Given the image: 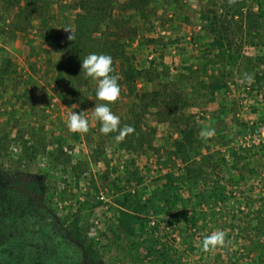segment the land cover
I'll return each instance as SVG.
<instances>
[{
  "label": "trees",
  "instance_id": "trees-1",
  "mask_svg": "<svg viewBox=\"0 0 264 264\" xmlns=\"http://www.w3.org/2000/svg\"><path fill=\"white\" fill-rule=\"evenodd\" d=\"M192 1L69 0L62 5L63 0H0L1 43L18 32L36 30L41 55L31 48L27 61L32 58L37 64L42 56L41 66L51 72L68 103L84 108L90 97L96 99L95 82L81 73V59L91 53L111 56L119 97L128 101L120 127L130 126L133 132L121 141L114 139L118 132L101 133L128 157L116 176H105L103 192L112 202L98 220L102 230L89 220L106 204L96 176L87 170V162L72 163L73 146L63 133L54 136L48 130L53 136L37 137L35 132L28 139L36 142L27 145L29 140L18 132V156L9 153L6 137L0 142V173L30 170L24 161L41 157L45 169L35 174L42 179L51 214L79 247L82 264H102L107 253L123 264H201L206 255H213L211 264H264V204L253 207L259 200L253 196L257 188L263 187L259 196L264 198V144L249 148L241 144L247 134L264 127V0ZM57 3L72 10L73 18L55 22L52 12ZM186 8L194 9L199 21L196 35L186 42L192 55L180 58L179 65H168L173 46L185 47L167 29L189 20L184 18ZM66 28L73 31L72 40ZM244 44L260 49L246 54ZM132 47L142 58L130 54ZM239 67L257 92L255 106H249L256 121L242 122L238 101L228 93L232 72ZM15 72L10 53L0 48V96L10 87L20 110H35L33 79L13 80ZM5 75L11 85L5 84ZM21 84L25 88L19 92ZM149 121L166 125L172 133L160 147L154 144L157 130ZM207 131L213 135H204ZM71 135L81 140L80 134ZM103 138L91 151L95 164L102 156L109 162ZM149 154L155 164L136 163ZM13 164L17 167H10ZM88 174L93 177L88 188L95 191V202L89 196L81 202L77 195ZM52 176L59 189H50L47 181ZM56 195L71 198L76 211L59 212ZM218 230L225 233L226 244L205 252L204 237Z\"/></svg>",
  "mask_w": 264,
  "mask_h": 264
},
{
  "label": "rangeland",
  "instance_id": "rangeland-1",
  "mask_svg": "<svg viewBox=\"0 0 264 264\" xmlns=\"http://www.w3.org/2000/svg\"><path fill=\"white\" fill-rule=\"evenodd\" d=\"M197 1L198 0H194L192 3L196 4ZM66 2H69V0H63L61 4L63 5ZM185 10L184 18L187 17L189 20H186L181 24L175 23L174 27L167 29L168 34H170L172 38H178L180 44L178 45L185 47L184 49L176 50V47L173 46L174 49L171 51V57L168 56L166 60L168 65L171 64L170 62H175L176 65H179L178 63L180 58L182 59L183 56H188V58H190V55H192L190 54L192 52V47L186 42L190 41L192 35H196L199 21L194 13V9L192 10L191 8H186ZM52 14L55 22H60L67 18L72 19L74 12L72 10H63L61 5L57 3L54 6ZM31 40L32 42H29ZM41 45L42 43L37 36L36 30L31 31L29 34L18 32L15 34L14 38L7 39L6 42L4 41L2 43L0 41V48H5V50L10 53L11 59L15 64L16 72L12 73L14 76L13 80H19L20 78L25 80L29 78L33 79V96L36 103L35 110L33 109L31 111L29 107H25L20 110L19 104L11 97L10 87H8L5 93L1 94L0 142H3V137H6L8 141H10L9 153L13 156H18L21 153V143L20 141H17L18 132H23L24 138L29 140V142L27 141V145H30L32 141L36 142L34 139H28L33 137L35 132L37 133V137H42L45 134L49 136L48 130L52 131L53 134L54 132L57 134V131L63 133L64 136L69 139L68 141L71 142L70 145L73 146V150L69 151L72 163L76 164L79 161L87 162L89 165L87 170L91 172L92 176H96L97 185L102 190H100V192L105 197L103 198V195L100 194L102 201L106 202V204L105 206L101 205L99 208H96L93 214L89 217L90 221H95L97 225L96 230H102L104 225L99 223L98 220L103 219L102 214H104L106 212L105 210H107V203L112 202V199L106 197L103 192V187L106 186L105 176L106 174H109L110 178L116 176L119 166L123 165L128 157L127 155L116 151L114 147L107 143V138H103L104 136H102L99 131L100 123L93 118L92 113L94 111L93 107L95 106V103H100V101L90 97L88 103L84 104V108L81 107V104L78 102L72 104L68 103L67 101L69 100L65 97V93L62 92V89L55 84L54 77H52L51 72L49 71V73H45L43 66H41L42 63L40 62L43 61L42 56L39 61L36 62L37 64H34L32 58H30V61H27V58L29 57V50L31 48L35 50V54L39 53L41 55ZM134 46H136V44ZM259 49L260 48H256L248 44H244L242 47L243 53L246 54L256 53ZM130 54L138 59L142 58L141 53L136 47H132L130 49ZM53 56L56 60L57 56ZM29 63L33 64L34 68L35 65L40 66V69L33 71L29 66ZM232 75L228 93L229 96H231L230 98H234L238 101L240 120L242 122H248L249 120L256 121L257 119L254 113L249 111V106H255L257 102V92L256 90L253 91L250 87L252 81L247 80V73L243 69L241 70V67H239V69L234 68ZM3 80L5 84L11 85L6 75ZM246 82L248 83L247 88L244 86ZM24 88V85L21 84L19 92H22ZM61 95L64 96V99ZM127 102V100H123L119 97L116 102L110 104V109L115 115L121 118L127 114L128 109L125 106L127 105ZM73 111L76 113L83 112L85 117L89 120V131L87 133H78L81 137L80 141L72 137L71 133L73 132H71L66 126L68 116ZM193 111L198 113V107L193 108ZM13 112L15 113L13 114ZM150 120H152V118H150ZM53 123L55 124L54 126H52ZM149 124L157 130V136L154 144L157 147L162 146L164 140L172 134L171 131L164 124H156L154 121L153 123H150L149 121ZM31 127H34V129L31 130ZM53 134L49 137L53 136ZM56 134H54V136H56ZM101 138H103L102 140L104 141V145L109 156V158L107 157V160H109L108 164L103 156L96 164L92 159V148H95L97 142ZM12 158L15 159V157ZM40 158L41 157H38V159H34L30 162L24 161L26 164L30 165V170L24 171L26 169L20 167V169H18L20 173L10 174L13 178L14 176H17V179L21 178L26 181V179L31 175H36L35 173L38 174V171L45 169V164L42 163ZM155 159V157H152V155L149 154L147 156H140L137 158L136 163L140 166H143L146 163L155 164ZM3 164L4 168H9L8 162H4ZM10 167H17V165L13 164ZM89 175L90 174H88L87 181L82 182L80 189L77 192L81 202H86L89 197V199L93 202L98 201L95 197V191H90L88 188V182H92L93 178ZM54 177L55 176L50 177L47 181L51 190L55 187L58 189L60 188L58 180H55ZM5 181L8 180L0 178V264H82L79 247L65 238L64 233L60 230V225L50 213H47L43 209L37 208L34 205L29 207L30 209H27L24 212L16 210L18 208L15 207L16 205L14 206L12 198L8 199V201H5L3 204L1 196H3L4 193L2 190L10 188L9 184H7L8 182L6 183ZM262 189L263 187H260L255 190V195H253L255 196L254 199L259 200L255 201L257 203L255 205L253 204V207H258L261 202L264 204V198L259 196ZM12 194L14 195L13 192ZM53 198L59 212H69V210H72L71 212L76 211L77 205L71 198L61 199L57 195ZM242 209L244 210V207H242ZM83 212L87 213L86 210ZM242 217H245V215ZM24 243H26V245H24ZM44 245H46V247ZM38 247H41L40 249L45 248L46 251H43L41 254L39 252L40 249L35 250ZM203 259L205 262H202L201 264H211L213 262V255L203 256ZM103 263L123 264L117 261L116 256L113 257V253H107Z\"/></svg>",
  "mask_w": 264,
  "mask_h": 264
},
{
  "label": "clouds",
  "instance_id": "clouds-1",
  "mask_svg": "<svg viewBox=\"0 0 264 264\" xmlns=\"http://www.w3.org/2000/svg\"><path fill=\"white\" fill-rule=\"evenodd\" d=\"M65 30L71 32L69 39L72 40L73 31L68 28ZM81 61V73H83L85 78H90L96 84L95 96L100 103H95L92 116L100 123L99 131L104 135L118 132L114 139L121 141L125 134L133 132V129L130 126L121 128L120 118L110 109V104L116 102L120 96L119 77L113 74L112 58L106 54L91 53L81 59ZM66 126L73 133H87L89 131V120L83 112L76 113L73 111L68 116ZM204 135L211 136L213 131H207ZM225 244V233L222 230H218L204 237L202 249L207 252Z\"/></svg>",
  "mask_w": 264,
  "mask_h": 264
},
{
  "label": "flooded vegetation",
  "instance_id": "flooded-vegetation-1",
  "mask_svg": "<svg viewBox=\"0 0 264 264\" xmlns=\"http://www.w3.org/2000/svg\"><path fill=\"white\" fill-rule=\"evenodd\" d=\"M10 175L11 174L0 173V178L4 180H8L5 182L6 183L8 182L7 184H9L10 186V188L2 190V192L4 193L3 196H1L3 204L5 203V201H8V199L12 198V201H14L13 202L14 206L16 205L15 207L18 208L16 210H20L24 212L27 209L29 210L30 209L29 207L34 205L37 208L43 209L47 213L51 214V211L47 204L48 202L47 198L45 200L44 187L42 185L41 177H39L38 175H31L25 181V180H22L21 178L17 179L16 178L17 176L16 177L14 176L13 178L12 175L11 176ZM13 175H16V174H13ZM25 176H29V175H25ZM12 192L14 193V195L12 194ZM57 222L60 225V222L58 220ZM60 228H61L60 230L64 233L63 227L61 225H60ZM64 236L69 242L73 243L66 237L65 233H64ZM24 245H26V243H24ZM44 246L46 247V245ZM40 248L41 247H38L35 250H39ZM43 251H46L45 248L39 250L41 254ZM82 256L83 255H81V259H82Z\"/></svg>",
  "mask_w": 264,
  "mask_h": 264
},
{
  "label": "built area",
  "instance_id": "built-area-1",
  "mask_svg": "<svg viewBox=\"0 0 264 264\" xmlns=\"http://www.w3.org/2000/svg\"><path fill=\"white\" fill-rule=\"evenodd\" d=\"M241 144L248 148L264 144V127L261 126L255 129L253 132L247 134L242 140Z\"/></svg>",
  "mask_w": 264,
  "mask_h": 264
}]
</instances>
